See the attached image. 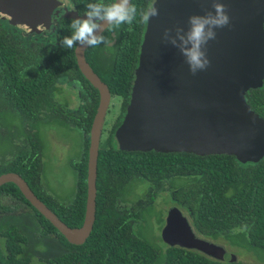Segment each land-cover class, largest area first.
<instances>
[{"label":"trees","instance_id":"trees-1","mask_svg":"<svg viewBox=\"0 0 264 264\" xmlns=\"http://www.w3.org/2000/svg\"><path fill=\"white\" fill-rule=\"evenodd\" d=\"M77 17L86 16L87 4L100 0H68ZM149 0H132L138 14L131 25L123 24L115 29L117 42L104 52V45L88 48L85 52L89 65L107 84L112 99L118 98V108L125 111L138 63L140 46L146 24L140 23L139 10L146 8ZM110 4L114 0H103ZM61 17L54 19L50 38L51 47L42 40H33L25 45L19 34L12 32L0 22V63L8 79L4 85L9 88L5 96L16 108L23 120L40 123L41 108L46 110V119L78 128L84 136V155L71 162L76 171L77 185L74 198L60 202L53 198L41 184L40 160L35 153L28 158L23 151L4 163L0 174L14 172L28 183L41 199L70 228H81L85 220L87 205L88 153L92 123L99 106L100 94L78 67L76 47L64 48L61 41L70 36L72 20ZM106 32V37H111ZM18 66H34L27 75ZM16 75V76H15ZM21 76L17 78V76ZM15 76V77H14ZM29 77V79H28ZM25 80L26 82L22 81ZM76 81L84 86L83 105L79 113L59 109L53 94L61 82ZM246 101L253 111L264 119V82L261 88L251 89ZM33 106L27 108L28 104ZM120 121L110 127L107 141L100 144L97 171L96 221L93 231L83 245L66 241V253L52 260V264H244L241 260L219 262L197 251L184 248H168L161 255L156 253L154 243L137 238L120 236L118 232L128 231L126 216L119 217L114 208L116 193L123 180L160 181L170 177L178 187L177 197L190 210L197 229L214 239L224 237L231 248L245 245L250 252L260 255L264 264V159L258 163H241L230 155L199 156L191 153L128 152L117 149L114 142ZM37 151V150H36ZM8 194L24 199L17 185L2 186ZM38 213V212H37ZM39 214V213H38ZM46 225L55 233L58 231L41 214ZM145 218V216H144ZM114 232V234L112 233ZM231 243V244H230ZM18 244L12 239L0 250V262L20 264ZM18 258V259H16Z\"/></svg>","mask_w":264,"mask_h":264},{"label":"water","instance_id":"water-1","mask_svg":"<svg viewBox=\"0 0 264 264\" xmlns=\"http://www.w3.org/2000/svg\"><path fill=\"white\" fill-rule=\"evenodd\" d=\"M230 24L217 28L209 41L207 70L192 75L180 49L164 39L166 29L187 31L189 17L214 11L213 0H149L159 15L146 24L130 99L114 135V146L128 152L230 155L241 163L264 159V119L251 109L246 94L264 82V0H219ZM77 17L68 0H0V17L33 33H50L54 17ZM81 18H87L83 16ZM88 48L77 45L75 55L83 75L98 89L100 103L90 133L87 205L81 228L63 223L18 174L0 176V187L14 183L25 198L68 240L82 245L96 221L97 171L103 119L111 106L107 85L86 60ZM172 246L198 250L225 262L229 252L210 239L198 237L187 217L171 211L163 231ZM246 251V250H245ZM251 260L247 253L239 255Z\"/></svg>","mask_w":264,"mask_h":264},{"label":"flooded vegetation","instance_id":"flooded-vegetation-1","mask_svg":"<svg viewBox=\"0 0 264 264\" xmlns=\"http://www.w3.org/2000/svg\"><path fill=\"white\" fill-rule=\"evenodd\" d=\"M69 4H70V2H69ZM71 7H72V5H71ZM73 10H74V8H73ZM57 18L58 17H56V16L54 17V19H57ZM58 21L59 20L56 21L57 24H58ZM15 28L22 32V33H16V32H14V33H16L17 35L19 34L24 40H26L25 45L30 44L33 40H42L43 43H45V45H47L49 47H51L52 44L54 43L50 38H48L52 35L51 33H45V32L44 33H33V32L26 33L25 31H24L25 32L24 33L23 30L18 28L17 26H15ZM106 32L108 34V31H105L103 34L105 35ZM47 34H50V35H47ZM109 35H111V37L112 36L116 37L115 32H113V33L109 32ZM111 37H109V39H111ZM31 38H33V39H31ZM116 42H117V37L114 39L111 47H113L116 44ZM107 48H109V47H107ZM107 48L104 47V49H105L104 52H106ZM18 68H19V70H21V72L23 71V75H27L29 69H33V70L35 69L34 66H26L25 68H23V66H18ZM93 71L95 72L94 69H93ZM95 73L99 76V74L97 72H95ZM20 77H21L20 75L17 76V78H20ZM99 78L101 79L100 76H99ZM6 79H8V78L6 77L5 70L0 63V114L3 113L4 111L18 110V108L14 107L9 102L8 98L5 96L6 94H8V92H10L9 88L4 85V82L6 81ZM28 79H29V77H28ZM22 81L26 82L24 79ZM69 83L75 84L76 88L78 86L79 95H80V97L78 98L79 102H78V100L76 102H75V100H73V98L76 99V96L72 95L71 97H72V105H74V106L79 105V107H80L79 111L67 110L66 108L68 107L69 104H60L61 102L57 101L54 98V95H56L55 93L57 91H62V89L64 88V85L62 82L57 84L58 89L53 94L54 102L56 103V106L59 109H63L67 112L70 111L71 113H79L81 111V106L83 105V97H84L83 95H84V91H85L84 86H82V83L76 82L73 80L69 81ZM115 99H117L116 103H114ZM129 99H130V96H129ZM129 99H128V103H129ZM111 102H112L111 106H110L111 108H109V109L114 108V105L117 108L116 105H119V103H120L118 98L112 99ZM128 103H127V105H128ZM32 106L33 105L31 103H29L27 108L29 107L28 109H30V107H32ZM126 108H127V106H126ZM126 108H125L124 112L120 111L119 116L117 117V119H115L113 121V123L111 124V127L114 126V124L117 122V120H119L120 124H121L122 119H123L125 112H126ZM41 112L42 113L40 114V118H39L40 123L42 120H44V117L47 114L46 110L44 108H41ZM23 121L26 122V124H28L30 126V129L32 128L34 123L31 120H23ZM51 121H54L53 118H51L50 121H48V122H51ZM83 138H84V136H83ZM23 151H26V150H24V146L21 147V149L19 151L13 152V153L9 154L7 157H4V158L0 157V169H2L1 167L4 165L5 162L12 160L13 158L17 157L18 154L20 152H23ZM33 153H35V155H34L35 157L33 158V160L34 159L40 160L39 151H36V150L29 152L27 154L28 158L30 156H32ZM83 155H84V150H83L81 156L78 158V160L81 159V157H83ZM6 173H14V172H4V173L0 174V176L3 174H6ZM75 173H76V171H75ZM140 178L141 177L136 176V180H134L133 177L130 178L129 181L123 180L121 182L122 184L119 185V187H116V190H115V188L113 189V193H116V196H117L116 198H114V200H115L114 208L117 212V216H119L120 218L123 216H126V222L125 223L128 222L129 228H130L128 231H124V232L114 231L115 233H118L120 236L124 235V236L129 237V238H137V239H140V240L147 243V237L145 236V232H144L143 227H145L147 225L148 216L155 214L154 210H156V208H158L159 211H157V210L156 211L158 212V215H160V218L155 219V217H154V219L157 220V224L161 226L160 238H161L162 243L164 245L160 246L157 243H154V242L153 243H154V246L156 248V253L158 255H161L162 252H165L168 248L179 247V246H172V245L168 244L165 241L164 235H163V231L167 225V219H168L170 212L174 211V210H179V211H181V213H183V215L185 217H187L190 225L192 226V228L194 229V231L198 237L203 236L205 238H208L211 240L212 243L219 245V246H222L225 250L230 252V250L224 244V237L223 236H220V238L214 239L210 235H206L197 229V227L194 225L193 220L191 218L190 210L187 207H185L184 203L181 202L180 198L177 197L176 194H177L179 188L175 187L176 184H174V181L172 182L170 177H167L166 179H162L160 181H154V182H152L150 180L149 181L138 180ZM87 180H88V178H87ZM41 181H42V179H41ZM76 185H77V175H76ZM42 188H44V187L42 186ZM87 190H88V188H87ZM22 195H23V193H22ZM73 198H74V194L69 200H72ZM69 200L60 201V202H68ZM156 202L158 203L157 205H155ZM37 212L39 214H41L25 198V196L23 199L19 195L16 196L15 194H8L6 192V190H3L2 186L0 187V250L3 252V250L5 248V242L8 241V239H12L14 243L19 245L18 250L16 251L17 255H15V256H17L18 258L24 259L22 261V263H20V264H52L51 263L52 260H55L57 257L66 253V251H67V245H66L65 240L68 242H69V240L49 220H47L41 214L48 222H50L54 226V228L58 231V233H55L51 228H49L46 225L45 221L41 218V216ZM144 216H145V218H144ZM114 232H112V233L114 234ZM59 234H61L65 238V240H63ZM88 238H87V240H88ZM86 241L83 244H85ZM149 242H151V241H149ZM186 250H189V249H186ZM189 251L200 252L198 250H189ZM200 253H202V252H200ZM202 254H204V253H202ZM204 255L209 257V258L216 260L215 258H213L211 256H208L206 254H204ZM18 258H16V259H18ZM217 261H219V260H217ZM0 264H4V263L0 262Z\"/></svg>","mask_w":264,"mask_h":264},{"label":"rangeland","instance_id":"rangeland-1","mask_svg":"<svg viewBox=\"0 0 264 264\" xmlns=\"http://www.w3.org/2000/svg\"><path fill=\"white\" fill-rule=\"evenodd\" d=\"M7 21V22H6ZM2 24L16 33H22L16 29L7 19L0 17ZM18 27V26H17ZM28 33L24 28L18 27ZM24 32V33H25ZM46 33V32H45ZM50 35V34H47ZM33 39V38H31ZM64 88L57 91L54 98L61 102L60 104H69L67 110L79 111V105H72V95L76 96L75 102H79V89L75 84L62 82ZM71 102V103H70ZM117 99L114 100V103ZM117 106V105H116ZM111 108V107H110ZM120 114V110L114 105L109 109L103 119L102 130L100 136V144L104 146L107 141L108 131L111 124ZM46 116L37 126H30L24 122L17 110L4 111L0 114V157H7L13 152H17L24 146L27 153L31 151H39L42 186L51 194L52 197L59 201L69 200L76 190V173L71 162H75L81 156L84 146L83 135L78 128L70 125L62 124L59 121L48 122ZM44 121V122H43ZM158 203L156 202L155 205ZM157 211L158 208H156ZM148 216V222L143 227L147 241L157 243L163 246L160 238L161 226L157 224L160 218L158 212ZM155 217V219H154ZM226 247L230 250L228 261L239 260L241 253H249L251 260L244 258V262L250 261L248 264H262L260 255L250 252L245 245H239L231 248L227 241H224ZM231 244V243H230ZM246 250V251H245Z\"/></svg>","mask_w":264,"mask_h":264},{"label":"clouds","instance_id":"clouds-1","mask_svg":"<svg viewBox=\"0 0 264 264\" xmlns=\"http://www.w3.org/2000/svg\"><path fill=\"white\" fill-rule=\"evenodd\" d=\"M86 7V19L72 20V34L65 36L61 41L64 48L72 49L77 45L95 48L101 44L106 48L111 47L116 37L112 36L109 39L103 33L116 32L115 29L123 24L131 25L138 14L137 6L132 0H114L110 4L100 0L89 3ZM212 8L214 11H207L204 15L190 16L187 31L177 27L174 37L171 36L172 29H166L164 32V39H171V43L180 49L192 75L207 70L210 66L207 45L209 41L216 39L217 28H224L230 24V16L224 3L213 0ZM158 15L159 9L150 3L146 8L139 10L140 23L147 24L151 18Z\"/></svg>","mask_w":264,"mask_h":264},{"label":"crops","instance_id":"crops-1","mask_svg":"<svg viewBox=\"0 0 264 264\" xmlns=\"http://www.w3.org/2000/svg\"><path fill=\"white\" fill-rule=\"evenodd\" d=\"M83 141H84V138H83ZM84 147V146H83ZM83 150H84V148L82 149V152H83ZM82 152H81V154H82Z\"/></svg>","mask_w":264,"mask_h":264}]
</instances>
